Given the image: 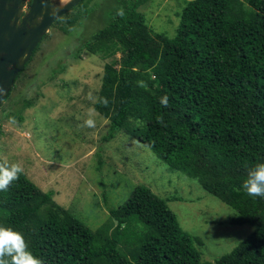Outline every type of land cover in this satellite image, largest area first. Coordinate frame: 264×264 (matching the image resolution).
Returning <instances> with one entry per match:
<instances>
[{"label": "trees", "instance_id": "obj_1", "mask_svg": "<svg viewBox=\"0 0 264 264\" xmlns=\"http://www.w3.org/2000/svg\"><path fill=\"white\" fill-rule=\"evenodd\" d=\"M91 1L81 0L52 26L69 36L101 11L103 26L81 37L74 57L82 50L101 60L120 55L104 64L93 104L109 121L103 139L120 132L136 139L235 210L231 225L253 230L229 253L202 261V241L147 186H134L93 229L23 171L0 191V227L20 232L41 264H264V198L242 188L248 172L264 163V0H190L172 38L154 32L137 11L151 0H117L106 9L99 2L91 8ZM33 104L23 99L10 118L21 120ZM0 165L10 166L1 158Z\"/></svg>", "mask_w": 264, "mask_h": 264}, {"label": "rangeland", "instance_id": "obj_2", "mask_svg": "<svg viewBox=\"0 0 264 264\" xmlns=\"http://www.w3.org/2000/svg\"><path fill=\"white\" fill-rule=\"evenodd\" d=\"M188 1L151 0L137 11L146 15L154 32L172 38L179 24L177 14ZM96 2L106 9L118 1L92 0L90 7ZM100 13L98 9L82 20L69 36L51 26L0 105V158L18 164L40 190L52 192L58 205L93 229L108 219L109 207L121 206L134 186L145 185L167 199L185 232L202 241V261L213 262L253 229L231 225L235 210L205 192L196 180L170 170L136 139L123 132L103 139L109 121L96 115L93 104L104 64L120 55L101 60L82 50L74 57L81 37L103 26ZM23 99L34 104L20 112L21 120L10 118L22 109Z\"/></svg>", "mask_w": 264, "mask_h": 264}, {"label": "water", "instance_id": "obj_3", "mask_svg": "<svg viewBox=\"0 0 264 264\" xmlns=\"http://www.w3.org/2000/svg\"><path fill=\"white\" fill-rule=\"evenodd\" d=\"M81 0H0V105L53 23Z\"/></svg>", "mask_w": 264, "mask_h": 264}, {"label": "clouds", "instance_id": "obj_4", "mask_svg": "<svg viewBox=\"0 0 264 264\" xmlns=\"http://www.w3.org/2000/svg\"><path fill=\"white\" fill-rule=\"evenodd\" d=\"M161 103L167 105V97H163ZM21 173L22 168L18 164L0 165V191H6ZM242 188L249 197L264 198V163L257 164L248 172ZM0 264H41V261L28 251L20 232L0 227Z\"/></svg>", "mask_w": 264, "mask_h": 264}, {"label": "bare ground", "instance_id": "obj_5", "mask_svg": "<svg viewBox=\"0 0 264 264\" xmlns=\"http://www.w3.org/2000/svg\"><path fill=\"white\" fill-rule=\"evenodd\" d=\"M62 1H65V0H62Z\"/></svg>", "mask_w": 264, "mask_h": 264}]
</instances>
